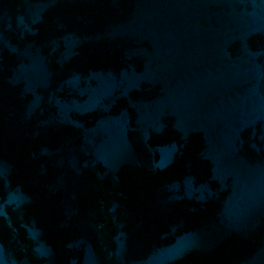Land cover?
I'll return each instance as SVG.
<instances>
[{"label": "water", "instance_id": "1", "mask_svg": "<svg viewBox=\"0 0 264 264\" xmlns=\"http://www.w3.org/2000/svg\"><path fill=\"white\" fill-rule=\"evenodd\" d=\"M0 264H264V0H0Z\"/></svg>", "mask_w": 264, "mask_h": 264}]
</instances>
